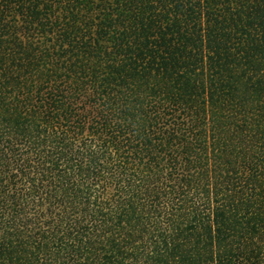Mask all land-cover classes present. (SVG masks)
<instances>
[{"label": "trees", "instance_id": "obj_1", "mask_svg": "<svg viewBox=\"0 0 264 264\" xmlns=\"http://www.w3.org/2000/svg\"><path fill=\"white\" fill-rule=\"evenodd\" d=\"M0 264H264V0H0Z\"/></svg>", "mask_w": 264, "mask_h": 264}]
</instances>
